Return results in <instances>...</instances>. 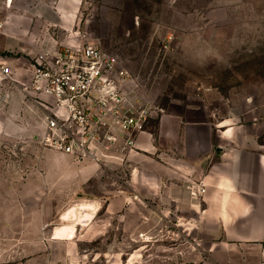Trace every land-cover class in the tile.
<instances>
[{
  "label": "rangeland",
  "instance_id": "obj_1",
  "mask_svg": "<svg viewBox=\"0 0 264 264\" xmlns=\"http://www.w3.org/2000/svg\"><path fill=\"white\" fill-rule=\"evenodd\" d=\"M41 1L53 0H0V29L9 15L19 21ZM73 19L71 27L32 23L30 30L47 33L45 48L70 38L93 43L129 69L147 104L158 108L148 131L162 115L190 109V119L243 125L264 150V0H80ZM26 26L20 20L19 36L29 34ZM39 50L9 54L31 66ZM28 143L0 139V150L21 175L17 181L42 177L48 187L32 198L31 212L23 209L27 219L13 221L14 233L1 235L0 264H263L249 244L203 229L172 200L167 181L158 182L150 160L131 154L121 164L79 162ZM196 176L185 189L198 203ZM118 197L122 205L109 214L107 203ZM83 202L100 204L96 217L73 239H54L63 214Z\"/></svg>",
  "mask_w": 264,
  "mask_h": 264
},
{
  "label": "crops",
  "instance_id": "obj_2",
  "mask_svg": "<svg viewBox=\"0 0 264 264\" xmlns=\"http://www.w3.org/2000/svg\"><path fill=\"white\" fill-rule=\"evenodd\" d=\"M79 5L80 0H53L29 6V12L20 19L29 27L26 28L29 34L23 36L15 30L20 20L15 21L9 15L10 19L3 21V29H0V65L10 66L17 80L29 82L30 63L24 56L13 57L9 53L53 49L45 48L50 40L46 32L31 33L32 23L38 28L48 25L71 27ZM6 94H10L8 101L2 100ZM192 111L189 109L186 115L183 112L162 115L155 132L147 130L139 135L137 150L132 155L141 163L150 160L158 182L167 181L172 200L182 202L203 229L230 241L249 244L264 264V150L243 125L230 123V119L225 124L190 119ZM44 128L42 113L27 106L20 87L14 85L11 88L9 83L2 82L0 139L25 140L42 148L37 135H42ZM43 149L71 159L68 155ZM4 153L0 150V237L4 233L7 236L14 233L13 221L27 219L23 209L31 212L32 198H39L48 187L47 179L42 177L38 182L29 178L17 181L16 177L21 175L14 164L9 165ZM46 165L47 161L43 160L40 168ZM195 175L206 189L198 203L185 189L187 180H192ZM178 179L185 184L175 185L174 181ZM122 203L121 197L111 199L107 203V212L112 214ZM73 209L63 214L64 222L55 228L54 239H73L76 234L71 238H60V227L65 223H75L78 230L87 218L96 217L100 206L94 213L84 210L81 222L76 220ZM43 215L42 222L46 218Z\"/></svg>",
  "mask_w": 264,
  "mask_h": 264
},
{
  "label": "built area",
  "instance_id": "obj_3",
  "mask_svg": "<svg viewBox=\"0 0 264 264\" xmlns=\"http://www.w3.org/2000/svg\"><path fill=\"white\" fill-rule=\"evenodd\" d=\"M31 53L29 82L0 65V92L4 81L18 85L27 106L42 113L45 128L38 142L79 162H125L158 109L145 101L140 79L93 43L70 38L58 49ZM197 186L195 198L206 190L202 182Z\"/></svg>",
  "mask_w": 264,
  "mask_h": 264
},
{
  "label": "bare ground",
  "instance_id": "obj_4",
  "mask_svg": "<svg viewBox=\"0 0 264 264\" xmlns=\"http://www.w3.org/2000/svg\"><path fill=\"white\" fill-rule=\"evenodd\" d=\"M99 204H90L88 202L79 204L77 207H74L73 211L77 215V221L81 222L80 216L82 215L84 210H88L92 213L96 212L99 208ZM100 211V210H99ZM96 214V213H95ZM77 226L75 223H67L62 225L58 231V236L60 238H71L76 234Z\"/></svg>",
  "mask_w": 264,
  "mask_h": 264
}]
</instances>
